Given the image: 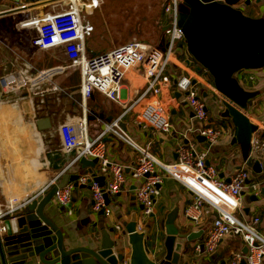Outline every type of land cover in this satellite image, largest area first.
<instances>
[{"label":"crops","instance_id":"crops-1","mask_svg":"<svg viewBox=\"0 0 264 264\" xmlns=\"http://www.w3.org/2000/svg\"><path fill=\"white\" fill-rule=\"evenodd\" d=\"M124 1L126 0H0V5L9 6L12 9L11 12L0 15V78L16 70L25 71L28 76H33L42 71L59 67V60H66L62 50L60 48L40 50L32 46L31 39L36 35V30L21 25L57 11L74 8L80 14L85 13L88 17L85 16V18L94 27L91 37L85 42V50L90 54L107 52L130 39L142 41L149 47L164 51L167 46V36L164 31L167 22L163 14V6L162 13L158 17L155 16L156 19L153 16L147 18L149 25L154 28L156 24L160 32L157 42L151 43L152 30L149 27L137 25L132 14L124 8ZM239 9L247 17L262 20L264 18V2L258 5L252 4L249 7L240 6ZM184 50H186L184 45L179 43L176 54L177 56L181 55L182 60H187L188 56ZM193 66H195L194 63ZM194 68L198 71L197 66ZM263 68L251 72L255 76V80L244 83L242 86L246 92L254 95L248 102L247 115L251 123L258 124L260 127L264 124V73L261 71ZM172 72L174 77L182 73L178 68H173ZM198 72L201 73L200 70ZM174 77L172 78V87L164 89L156 98L164 103L169 111L172 124V130L169 133L159 134L141 128L135 122L134 113L125 115L120 121V126L134 139L144 144L149 142L151 152L166 163L175 160L174 156L176 158V150L180 144H188L197 154L204 152L208 147L207 142L197 140V137L200 136L196 131L198 123L192 118L184 96L177 97L178 93L173 86ZM51 80L55 86H62L69 90V93L65 94L67 97L60 95L59 91L52 90V85L47 81L36 85L31 91L22 90L3 96L5 103L0 105V152L3 150L2 157H6L5 159L10 155L16 158L18 178L9 186L3 183V167L0 163V204L10 197L26 199L36 195L55 176V173L58 174L70 164L74 152L68 154L62 151L58 134L60 124L75 118H82L84 114L87 120L88 134L90 137H95L104 124L119 117L124 106L132 103L141 94L146 83L140 71L131 70L123 83V106L113 104L102 94L94 91L86 101V112L83 113L77 99L80 87L77 71L55 74ZM196 87L201 97L205 95L203 99L210 119L213 120L216 127H219L220 125H216V122L223 119L221 114L224 111L221 100L214 94L206 92L201 86L197 85ZM57 109H64L63 114H57ZM41 119L48 120L50 127L39 130L36 123ZM224 123L229 126L225 128V135L210 148L207 164L215 167L221 179L228 180L237 169L247 166L243 159L242 147L233 143L234 128L228 122L224 121ZM253 139L264 143L263 128H257ZM37 141L42 147L40 153L36 148ZM104 143L108 161L123 165L126 176V181L119 192L114 195L105 193V203L111 211L112 217L107 219L104 216L98 217L92 214L93 201L89 188L75 187L69 207L58 206L53 201L50 206V216L58 226L76 238L78 246H85L88 238L100 241L99 224H102L107 232L109 229L112 230L116 224L120 225L124 231V226L128 223L132 213H136L138 217L141 211L135 193L131 190L135 182L131 179L128 169L136 163V155L122 141L112 135L107 136ZM8 144L13 147V151L9 149ZM56 154L58 155L55 156ZM42 166L47 170L43 171ZM248 169L250 177L247 185L250 186L252 183L259 182V176L250 168ZM76 173L88 174L87 170L80 169L79 165L73 166L69 171L70 175ZM99 184L104 190L106 187L104 177ZM261 187H264V184ZM251 195L246 189L242 191V211L239 213V217L243 220L258 217L260 219L259 231L264 235V198L259 197L258 202H253L250 200ZM191 203L190 192L178 182L169 178L164 179L152 210L154 225L156 222L159 224L168 213L175 209L177 210V225L190 226L195 232L207 229L213 217L209 207L204 205L200 211V219L191 221L186 216V210ZM70 209L72 214L68 215L67 211ZM85 216L88 218L85 219ZM88 220L89 223H87ZM149 220L150 218L145 225L149 223ZM94 224H96L95 227H93ZM111 236H116L114 229ZM205 238L206 231L189 246L190 255L184 256L188 264H228L234 253H243L245 248L239 239L227 237L221 241L212 255H205L195 250V247L203 244ZM161 243L162 239L159 238L156 251L161 248ZM151 244L150 241L145 243V249L150 255L153 251ZM129 252V248L126 247L125 255H128Z\"/></svg>","mask_w":264,"mask_h":264},{"label":"built area","instance_id":"built-area-1","mask_svg":"<svg viewBox=\"0 0 264 264\" xmlns=\"http://www.w3.org/2000/svg\"><path fill=\"white\" fill-rule=\"evenodd\" d=\"M183 1L164 0L163 2V14L171 13L170 19H166L169 27L165 32L167 46L164 51L134 40L104 53L88 55L85 42L91 37L94 27L75 8L57 11L21 25L36 30V35L31 39L32 46L40 50L60 48L68 64L33 76H28L25 71L16 70L1 77L0 105L5 103L4 95L22 90L31 91L36 85L45 81L52 85V90L59 91V87L52 83L51 78L55 74L69 71H77L80 76L79 105L83 113L86 112V101L94 91L102 94L113 104L123 106V83L131 70L140 71L146 83L141 94L132 103L124 106L119 117L104 124L95 137H90L88 134L84 114L82 118L60 124L58 134L61 149L68 154L74 152L70 164L51 178L36 195L26 199L10 197L4 200L0 204V223L13 218L39 195H45L51 187L57 185L64 174H69L72 167L78 165L81 158L98 161L96 170H92L93 174H80L78 179L79 184L89 183L93 201L91 212L97 215L98 212L103 211V216L110 219L112 213L106 206L105 193L116 194L126 181L125 167L119 163L109 162L106 157L104 139L112 135L129 147L137 157L136 163L128 169L131 179L135 182L136 201L143 207L136 220L138 232L144 229L145 223L152 214L163 180L169 178L181 184L192 195V203L186 210L189 220L198 221L204 205H207L213 214L211 223L205 230L206 238L202 247L201 245L195 247L197 252L210 255L221 241L227 237H233L243 243L247 253H234L228 264H240L241 261L245 264H264V235L259 231L260 219L253 217L243 220L239 217L242 211V191L246 189L250 194L259 196L264 177L262 181L248 186L250 170L247 167L237 169L228 180H224L219 177L215 167L207 164L210 148L225 135L226 129L213 124L205 101L196 87L201 86L206 92L214 94L221 100L209 76L205 72L199 73V70H195V66L198 69L197 63L191 66L188 63L192 61L180 60L176 54L178 44H183L184 40L182 31L178 27V5ZM173 68H178L182 73L174 77ZM253 71L242 70L235 74L236 81L241 87L244 83L255 80V76L251 74ZM261 71L264 73V68ZM173 77L174 89L180 96H184L192 118L198 123L196 131L198 135L205 137L208 147L204 152L197 154L188 144H180L176 150L175 160L166 163L151 152L149 142L144 144L134 139L120 126V121L125 115L134 113L135 122L141 128L159 134L169 133L172 130L169 111L166 105L156 98L164 89L172 87ZM254 125L264 130V124L261 127L258 124ZM8 145L13 151V147ZM2 152L3 150L0 152V163L3 167L2 179L3 183L9 186L18 178L16 170L18 162L13 155L5 159L6 157H2ZM250 155L264 159V143L255 141L253 136L250 143ZM261 167L264 175V165ZM145 175L147 177H144ZM99 177H104L106 180L104 190L97 181ZM74 189L75 186L72 183L66 184L63 188L57 189L52 201L58 206L69 207ZM67 214L71 215L72 210H68ZM113 229L116 236L122 233V227L118 224L114 225ZM118 264H125V262Z\"/></svg>","mask_w":264,"mask_h":264},{"label":"water","instance_id":"water-1","mask_svg":"<svg viewBox=\"0 0 264 264\" xmlns=\"http://www.w3.org/2000/svg\"><path fill=\"white\" fill-rule=\"evenodd\" d=\"M261 2L264 0H184L185 11L179 13L178 20L186 51L197 63L198 70L203 69L210 75L224 106L223 117L233 124V143L242 147L245 165L259 176V181L264 177L261 167L264 159L250 155V143L257 127L247 117L248 102L254 95L246 92L234 77L239 71L264 67V21L247 17L239 9ZM11 11V7L0 5V15ZM36 124L39 130L50 127L46 119ZM197 140L206 142L202 136ZM97 164V159L85 158L78 163L80 169H86L89 174H93ZM79 177L80 173L64 174L45 195H39L13 218L0 223V264H118L122 261L125 264H188L184 258L190 255L189 246L206 228L195 232L190 226L177 225L175 209L155 225L152 213L149 223L140 232L136 230V213H132L119 236H111L113 229L107 232L99 224L100 241L88 238L85 246H78L76 238L50 216V206L57 189L68 183L89 188V179L88 184H79ZM97 181H103V177ZM135 188L134 185L131 190ZM259 197L264 198V187L259 196L251 195L250 200L258 202ZM97 216L103 217V211ZM159 238L162 239L161 248L156 251ZM148 241L152 242L151 255L145 249ZM126 247L130 251L128 255H125ZM246 253L245 247L243 254Z\"/></svg>","mask_w":264,"mask_h":264},{"label":"rangeland","instance_id":"rangeland-1","mask_svg":"<svg viewBox=\"0 0 264 264\" xmlns=\"http://www.w3.org/2000/svg\"><path fill=\"white\" fill-rule=\"evenodd\" d=\"M163 2H164V0H161V1H132V0L131 1L130 0L127 1L126 0V1L123 2L124 8H126L127 12L132 14V18L137 21V25L138 26H146L147 28L149 27L152 30L153 37L150 39L151 43L157 42V36L160 34V32H159V29L156 26V24H155L154 28L151 25H149L148 19L152 18V16L153 17H155V16L158 17L160 15V13H162ZM57 9H58V7H57ZM182 11H185V7H183L182 4H179L178 5V13H180ZM81 16L83 18H85L86 15H85V13H82ZM156 17H155V19H156ZM164 17L166 19H170L171 13L164 15ZM87 18H85V19L87 20ZM263 21H264V18H263ZM130 41H132V39H130L127 42H130ZM87 54L88 55H93V54H90L88 51H87ZM60 58H62V57L60 56ZM66 64H68V63H67V61L65 59L64 60H59V65L58 66L66 65ZM67 73H69V72H67ZM78 76H79V74H78ZM234 79L236 80V77H234ZM79 80H80V76H79ZM68 93H69V90L67 88L59 86V94L60 95H64V96L67 97V95H65V94H68ZM77 99L80 101V96H78ZM63 111H64V109H57L56 112H57V114H63L62 113ZM223 113H224V111L221 114L222 117H223ZM36 148L38 150V153H40V151L42 152V147L39 145L38 141L36 142ZM46 149L47 148L45 147V150ZM57 155L58 154H56L55 156H57ZM42 169H43V171L47 170V168H45L44 166H42ZM212 254H210V255H212Z\"/></svg>","mask_w":264,"mask_h":264},{"label":"trees","instance_id":"trees-1","mask_svg":"<svg viewBox=\"0 0 264 264\" xmlns=\"http://www.w3.org/2000/svg\"><path fill=\"white\" fill-rule=\"evenodd\" d=\"M182 43L184 44V40L182 41ZM184 52L187 54V56H188V60L192 61V63L189 62L188 64L191 65V66H193V63H196V62H195L194 59L188 54V52H187L186 50H184ZM178 59L182 60V56L179 55V56H178ZM200 71H201V72H205V73L209 76L210 80L212 81L210 75H209L206 71H204L203 69H200ZM222 118H223V119L219 120V122H218V121L216 122V125H220V126H222V127H224V128H227V126H229V125H228V124H225V123H224V121H225V122H228V123L233 127V124H232V122H231L230 119H228L227 117H222ZM55 175H56V173H55Z\"/></svg>","mask_w":264,"mask_h":264}]
</instances>
